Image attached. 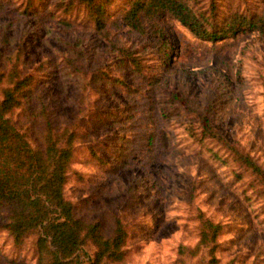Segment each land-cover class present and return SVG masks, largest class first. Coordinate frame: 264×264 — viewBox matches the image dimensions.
I'll return each mask as SVG.
<instances>
[{
  "label": "rangeland",
  "instance_id": "rangeland-1",
  "mask_svg": "<svg viewBox=\"0 0 264 264\" xmlns=\"http://www.w3.org/2000/svg\"><path fill=\"white\" fill-rule=\"evenodd\" d=\"M64 1L0 0V69L21 49L20 67L35 73L32 94L13 112L34 146L44 147L48 123L73 134L65 189L77 213L103 220L107 234L123 222L127 264H264V186L218 139H200L208 112L264 166V41L255 31L204 39L164 15L174 47L165 68L154 35L121 23L128 0L109 6L110 39ZM188 1L211 24L234 10L264 14V0ZM200 212L222 223L214 252L213 243L198 246ZM7 215L3 207L0 264H36L35 236L16 245Z\"/></svg>",
  "mask_w": 264,
  "mask_h": 264
},
{
  "label": "trees",
  "instance_id": "trees-1",
  "mask_svg": "<svg viewBox=\"0 0 264 264\" xmlns=\"http://www.w3.org/2000/svg\"><path fill=\"white\" fill-rule=\"evenodd\" d=\"M114 1L66 0L59 6L69 10L73 4L79 5L95 21L98 33L110 39L109 6ZM215 2L212 0V4ZM164 15L178 19L204 39L218 40L255 31L258 39L264 41L262 13L234 10L222 22L211 24L205 13L198 11L188 0H128L121 23L138 33L150 31L154 35L165 68L171 65L174 47L162 20ZM122 50L126 58L141 65L140 57L134 51ZM21 53L19 49L15 56L8 55L10 67L0 69V210L8 209L4 227L16 245L35 236L36 264H84L85 261H89L88 264H127L130 250L127 247L128 230L123 222L117 220L112 234H107L103 220H90L79 215L75 203L66 195L76 147L73 134L54 130L48 123L45 145L36 147L14 119L13 112L32 94L35 85L34 71L23 72L19 65ZM172 94L186 104L180 91L175 90ZM200 118V139H218L264 186V166L251 153L228 141L212 124L208 112L201 113ZM189 130L198 135L195 127H189ZM199 218L198 246L213 243L214 252L222 223L204 217L203 212L199 213ZM89 244L95 246L92 255L86 249ZM82 255L88 258L84 259Z\"/></svg>",
  "mask_w": 264,
  "mask_h": 264
}]
</instances>
